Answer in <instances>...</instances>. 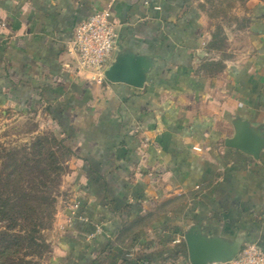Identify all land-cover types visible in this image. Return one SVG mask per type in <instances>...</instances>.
<instances>
[{
  "label": "crops",
  "instance_id": "0c3cea01",
  "mask_svg": "<svg viewBox=\"0 0 264 264\" xmlns=\"http://www.w3.org/2000/svg\"><path fill=\"white\" fill-rule=\"evenodd\" d=\"M104 10L152 58L143 88L76 71V28ZM249 15L220 56L194 0H0V108L41 110L72 152L54 264H192V224L264 254V3ZM249 136L258 157L227 145Z\"/></svg>",
  "mask_w": 264,
  "mask_h": 264
},
{
  "label": "rangeland",
  "instance_id": "374dc122",
  "mask_svg": "<svg viewBox=\"0 0 264 264\" xmlns=\"http://www.w3.org/2000/svg\"><path fill=\"white\" fill-rule=\"evenodd\" d=\"M194 1L211 35L207 49L217 51L215 54L220 56L227 55L231 35L247 26L252 7L264 3V0ZM40 111L21 116L0 108V181L25 179L10 187L11 194L7 196L22 186L20 194L28 201L23 205L30 207V212L19 210L20 216L17 213L6 218L0 216V231L9 227L13 216L18 221L10 239H17L19 251L18 259L6 255L1 264H54L55 249L71 219L70 211L73 210L72 216L77 215L79 203L71 149ZM20 234L25 238H17ZM2 243L0 238V248ZM247 245H243L240 253Z\"/></svg>",
  "mask_w": 264,
  "mask_h": 264
},
{
  "label": "water",
  "instance_id": "95a60500",
  "mask_svg": "<svg viewBox=\"0 0 264 264\" xmlns=\"http://www.w3.org/2000/svg\"><path fill=\"white\" fill-rule=\"evenodd\" d=\"M153 66L149 56L137 54L126 48L119 49L105 72L107 80L143 88ZM227 145L242 149L258 157L260 142L252 137L229 140ZM192 264H215L235 258L248 239L243 235L228 237L206 233L199 224L188 226L184 234Z\"/></svg>",
  "mask_w": 264,
  "mask_h": 264
},
{
  "label": "built area",
  "instance_id": "2783aa9c",
  "mask_svg": "<svg viewBox=\"0 0 264 264\" xmlns=\"http://www.w3.org/2000/svg\"><path fill=\"white\" fill-rule=\"evenodd\" d=\"M70 43V51L78 61L76 71L92 80H107L105 72L120 49L119 32L111 12H97L80 23ZM215 264H264V254L252 243L235 258Z\"/></svg>",
  "mask_w": 264,
  "mask_h": 264
},
{
  "label": "trees",
  "instance_id": "16d2710c",
  "mask_svg": "<svg viewBox=\"0 0 264 264\" xmlns=\"http://www.w3.org/2000/svg\"><path fill=\"white\" fill-rule=\"evenodd\" d=\"M22 180L25 179L17 178L16 180H9L10 183L6 182V180L0 181V216L2 218H6L7 216L11 215V213H17L20 216L21 214H19V210H27L28 212H30V207H26L23 205L28 201L23 200V193L20 194L22 186H20L19 189H15V193L13 195L7 196V193L11 194L10 187L19 185L21 182H23ZM13 183L15 184L13 185ZM13 217L10 220L9 227H6L4 230L0 231V238L2 242H4V244L2 243V246L0 248V264L3 257L6 255L12 256L13 259L14 257L18 259L17 253H19V251L16 248L18 245L17 239H10V236L12 235L11 230L15 229V227L18 225V221ZM17 238L25 237L24 235L20 234ZM30 238L31 240H33L31 234Z\"/></svg>",
  "mask_w": 264,
  "mask_h": 264
}]
</instances>
